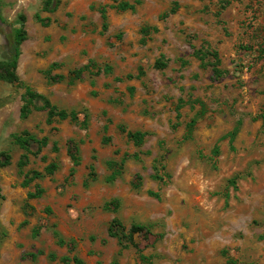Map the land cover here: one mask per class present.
<instances>
[{"label":"rangeland","instance_id":"rangeland-1","mask_svg":"<svg viewBox=\"0 0 264 264\" xmlns=\"http://www.w3.org/2000/svg\"><path fill=\"white\" fill-rule=\"evenodd\" d=\"M119 1L0 0V65L26 30L19 82L0 79V264H264V0ZM25 86L76 120L48 123L41 101L21 117ZM23 131L47 144L25 150ZM114 217L149 227L139 250L108 234Z\"/></svg>","mask_w":264,"mask_h":264},{"label":"trees","instance_id":"trees-1","mask_svg":"<svg viewBox=\"0 0 264 264\" xmlns=\"http://www.w3.org/2000/svg\"><path fill=\"white\" fill-rule=\"evenodd\" d=\"M138 2H139L138 0H134L133 2L121 0L117 3V7L121 10L134 9ZM12 38H13L12 44H11L12 45V51H11V54L9 56V59L5 64L0 65V79L6 80L8 82H19V78H18V75L16 73L17 60H18V57L20 54L19 45L26 38V30L22 26L14 28L12 30ZM56 65H58V64L53 62L49 65V67L47 69H45L43 71L45 76L47 77V79L49 81L58 82V81H61L65 78V76L63 74H54V75L50 74V70L52 69L53 66H56ZM155 65L157 67L161 68L162 66H164V63L163 62H156ZM88 67H89V64H85L84 66H82L80 68H77V69L70 71L68 73V81L74 82L75 80L80 79L83 71L87 70ZM21 98L24 102L21 109H20V116L21 117H26L29 114V112H30L29 105L33 101H41V105L39 107L41 109L46 110V121L48 123L51 122V120L56 116L61 117V118L69 117L70 120H76V114L74 111H66L65 109L57 108V106L52 104L46 96L32 90L29 86H25V92L22 94ZM261 117L264 121V113L261 115ZM192 122H194V121H192ZM237 129H238V127L236 125L233 128V130H231L228 133V135L232 138L233 135L237 132ZM119 130L121 132H124L126 134L127 138L129 140H131L135 145H141L144 141L146 134H147V132L143 131V130H126V128L123 125H119ZM14 138H15L16 142L21 147H23L25 150H28V151H29V149H28L29 141H32V140L36 141L39 144L38 150L42 146H45L47 144V141L45 138H43L41 140H37L31 134H29L27 131H23L22 135H14ZM103 140L107 141V139H103ZM54 149H56V147H54ZM215 152H217V149ZM35 154H37V151L35 152ZM69 154H70V157H71L73 163L77 164L78 163L77 155L75 153H72L71 151ZM134 156L137 158L138 155L135 154ZM26 162H27V154L24 153L21 155L17 164L19 167H22L26 164ZM8 163H9V156L5 155L4 160L0 161V165H6ZM108 164H110V165L113 164V161H109ZM55 167H56V165L54 163H49L45 167V172L46 173H52ZM90 167L92 169V165ZM118 170L114 171L108 177V180H113L119 174ZM154 170H155V167H154ZM41 175H42L41 172H39L37 170L31 171L30 175L27 174L25 176V179L22 181V185H27L31 180L38 178ZM89 177L91 179H93V177H94L93 172L89 173ZM154 177L158 178L159 176L156 173H154ZM39 195H40V190L27 193L28 198L37 197ZM148 195L155 196L158 199L160 198V193L158 191L148 190ZM117 203H118V199L114 198L110 202L106 203L104 206H105V208H109V206L111 204H114V208H116ZM107 230H108V234L110 236L117 238L119 244L122 247L125 244L123 242V238H126V239H128V242H130L137 250L140 249L139 245L137 243L133 242L132 236L134 234L139 235V234H142L145 232L150 233L149 227L146 224H140V223L132 224L130 227L129 233H125L124 225H123L122 221L117 217H114L110 220ZM138 254H139L138 255L139 259L142 262L141 264H145L147 262V257L142 253H138ZM63 260L65 262L71 260L73 262V264H84V262L77 256L63 257Z\"/></svg>","mask_w":264,"mask_h":264}]
</instances>
